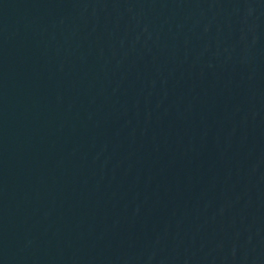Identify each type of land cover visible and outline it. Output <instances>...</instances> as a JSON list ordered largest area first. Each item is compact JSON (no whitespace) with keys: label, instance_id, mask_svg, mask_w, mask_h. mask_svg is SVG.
I'll list each match as a JSON object with an SVG mask.
<instances>
[{"label":"water","instance_id":"obj_1","mask_svg":"<svg viewBox=\"0 0 264 264\" xmlns=\"http://www.w3.org/2000/svg\"><path fill=\"white\" fill-rule=\"evenodd\" d=\"M0 264H264V0H0Z\"/></svg>","mask_w":264,"mask_h":264}]
</instances>
